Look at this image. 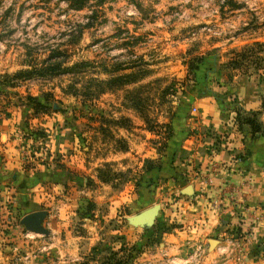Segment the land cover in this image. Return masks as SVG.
Masks as SVG:
<instances>
[{"label":"rangeland","instance_id":"obj_1","mask_svg":"<svg viewBox=\"0 0 264 264\" xmlns=\"http://www.w3.org/2000/svg\"><path fill=\"white\" fill-rule=\"evenodd\" d=\"M257 1L0 0V116H67L88 172L96 168L104 182L116 177L109 186L88 176L85 190L63 177L58 192L40 204L48 210L41 221L47 233L27 228L20 221L23 203L5 199L0 264H224L227 251L209 257L204 238L179 232L184 223L175 199L160 198L154 190L151 196L149 189L144 196L154 199L142 200L135 176L139 161L141 168L157 165L171 133L163 119L175 115L179 103L192 102L201 88H191L194 81H211L208 90L223 97L224 84L217 89L214 84L228 83L239 72L264 80L261 42L227 44L244 31L249 38L264 31L260 12L247 9ZM223 101V110L231 109L228 116H255L238 111L236 96ZM123 116L144 117L145 131H135L140 134L135 145L142 138L145 144L142 153L133 152L131 166L112 165L113 170L109 164L122 159L101 158L110 156V143L127 147L124 137L113 138L115 125L130 124ZM28 130L24 167L45 165L49 157L66 166L51 154L43 128ZM129 174L136 194L126 199L121 195L130 190ZM148 202L159 205L153 222H131L129 216Z\"/></svg>","mask_w":264,"mask_h":264},{"label":"crops","instance_id":"obj_2","mask_svg":"<svg viewBox=\"0 0 264 264\" xmlns=\"http://www.w3.org/2000/svg\"><path fill=\"white\" fill-rule=\"evenodd\" d=\"M250 5L247 9L253 10V15L260 12L264 18V12H261L264 10V1L258 0ZM262 28L264 26L259 31ZM251 41H259L264 47V31L255 32L251 38L246 31L243 35L239 33L237 38H227L228 47L238 45L240 48ZM252 78L254 77L239 72L235 79L228 83L214 84L213 87L217 89L224 84L223 97L228 99L236 96L233 105L239 107L238 111H243L240 113H249L250 110L264 108V80ZM194 83L191 88H201L191 96L192 102L189 105L179 103L176 114L163 119L169 124L171 133L157 165L141 168L142 160L138 162L139 172L135 177H138L139 185L136 192L142 195L144 201L154 199L144 196L143 190L147 192L149 189L151 196L155 195L152 194L154 190L160 198L168 194L175 199V204L178 203L179 206L177 217L184 223L180 226L183 230L179 232L188 231L196 238H204L208 250L211 249L209 257L217 256L219 251H227L224 264H264V109L255 116L261 125L260 133L252 134L246 116H228L231 109L223 110V97L217 91L208 90L212 88L211 81L203 85L198 81ZM230 93H233L232 97ZM195 103L197 106L193 105ZM191 105L199 108L198 116L193 114ZM234 113L236 114V110ZM123 117L130 124L115 125L113 138L116 139L117 135L124 137L127 147L119 149L117 145L110 143V156L101 158V161L122 159L121 162L109 164L111 168L112 165L119 164L128 168L131 166L133 152L141 150L142 153L144 149V138L138 141L141 146L135 145V137L140 138L139 132L135 131H145L141 122L144 117ZM66 118L67 116H0V203L5 199L14 203L17 200L22 202L26 211L21 217L27 212L43 208L40 204L58 192L61 187L59 182L63 177L68 179V184L76 183L78 187L83 186L84 190L87 188L85 184L88 176L109 186L115 181V175L108 182L101 181L100 178L98 180L96 168L95 174L88 172L84 156L81 157L80 149L75 146L76 141L78 142L76 133L65 123ZM33 125L45 130L51 154L61 156L65 167H58L50 157L45 165L37 163V166L30 169L23 166L22 144L30 140L25 135L30 131L28 129H33ZM100 143L99 147L102 146V142ZM142 156L143 154L140 155ZM112 169L115 170L116 167ZM134 174L128 175L129 182L126 184H129L130 190L126 188L121 197L128 199L135 196ZM76 186L72 187L75 192L81 191ZM151 204L153 203L148 202L141 208ZM4 210V206L0 207V217L5 216ZM229 249L235 250L232 253Z\"/></svg>","mask_w":264,"mask_h":264},{"label":"water","instance_id":"obj_3","mask_svg":"<svg viewBox=\"0 0 264 264\" xmlns=\"http://www.w3.org/2000/svg\"><path fill=\"white\" fill-rule=\"evenodd\" d=\"M159 205L154 203L136 213L129 216V219L134 224L146 225L151 224L155 218V214L158 210ZM46 214L45 209H36L24 214L20 221L25 224L27 228L38 233H47L48 230L41 225V221Z\"/></svg>","mask_w":264,"mask_h":264},{"label":"trees","instance_id":"obj_4","mask_svg":"<svg viewBox=\"0 0 264 264\" xmlns=\"http://www.w3.org/2000/svg\"><path fill=\"white\" fill-rule=\"evenodd\" d=\"M191 68H195V66L193 65H190ZM259 112V110H250L249 113H255V116L257 115V113ZM255 116H246L245 119L248 123H250V126H251V131H252V134L254 133H257L259 132L260 133V129H261V125L260 123L258 122V120L256 119ZM238 230V229H237ZM121 261L120 260H115L113 262V264H120Z\"/></svg>","mask_w":264,"mask_h":264}]
</instances>
